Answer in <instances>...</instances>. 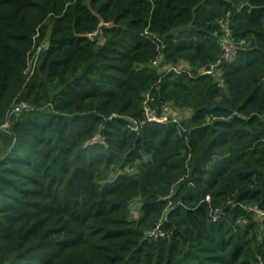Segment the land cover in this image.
Here are the masks:
<instances>
[{
    "label": "trees",
    "instance_id": "1",
    "mask_svg": "<svg viewBox=\"0 0 264 264\" xmlns=\"http://www.w3.org/2000/svg\"><path fill=\"white\" fill-rule=\"evenodd\" d=\"M165 106L190 117L147 119ZM244 207L264 211V0H0V264H264Z\"/></svg>",
    "mask_w": 264,
    "mask_h": 264
},
{
    "label": "built area",
    "instance_id": "2",
    "mask_svg": "<svg viewBox=\"0 0 264 264\" xmlns=\"http://www.w3.org/2000/svg\"><path fill=\"white\" fill-rule=\"evenodd\" d=\"M219 44H220L221 50H222V56H221L222 61L225 63H232L237 57L238 45L232 39L230 30L226 27L224 28L223 35L219 39ZM39 50H40V48H38V51ZM35 62H36L35 58L29 61L27 73H29V74L32 73V71L35 67ZM26 107H27V105L25 103L21 102L18 106L15 107L14 111L18 112L21 109L26 108ZM172 112H173V116H169V106H165V108L162 111V114L157 116L155 111L148 109L146 112V117L149 121H158V122H165L166 120H172L173 122H177L181 119H185V118L190 117V113L188 111H185V110L174 109ZM186 114H188V115L186 117L182 118V116L186 115ZM207 200H208V198H207ZM244 209L247 212H253L258 218L264 219V211L263 210H259V209L254 208V207H244ZM217 219H218L217 216L213 217L214 222L217 221ZM162 235L163 234L160 233L158 228H156L152 232L146 233L147 237H152V236L157 237V236H162Z\"/></svg>",
    "mask_w": 264,
    "mask_h": 264
},
{
    "label": "rangeland",
    "instance_id": "3",
    "mask_svg": "<svg viewBox=\"0 0 264 264\" xmlns=\"http://www.w3.org/2000/svg\"><path fill=\"white\" fill-rule=\"evenodd\" d=\"M174 108L172 106L169 107V116H173V111ZM188 114L186 115H183L182 118L186 117ZM136 209V205L134 204V206H131V210H132V213H131V217L132 219H137L138 217V211L135 210Z\"/></svg>",
    "mask_w": 264,
    "mask_h": 264
},
{
    "label": "water",
    "instance_id": "4",
    "mask_svg": "<svg viewBox=\"0 0 264 264\" xmlns=\"http://www.w3.org/2000/svg\"><path fill=\"white\" fill-rule=\"evenodd\" d=\"M104 24L101 23L98 30L93 33V34H90L88 37L92 40H95V41H100L102 39V33H101V27L103 26Z\"/></svg>",
    "mask_w": 264,
    "mask_h": 264
}]
</instances>
